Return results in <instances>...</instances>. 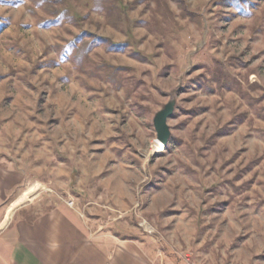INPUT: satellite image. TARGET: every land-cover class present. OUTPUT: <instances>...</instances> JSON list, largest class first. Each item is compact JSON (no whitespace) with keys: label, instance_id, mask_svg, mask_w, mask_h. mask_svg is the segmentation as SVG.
<instances>
[{"label":"rangeland","instance_id":"rangeland-1","mask_svg":"<svg viewBox=\"0 0 264 264\" xmlns=\"http://www.w3.org/2000/svg\"><path fill=\"white\" fill-rule=\"evenodd\" d=\"M0 161L162 264H264V0H0Z\"/></svg>","mask_w":264,"mask_h":264},{"label":"crops","instance_id":"crops-1","mask_svg":"<svg viewBox=\"0 0 264 264\" xmlns=\"http://www.w3.org/2000/svg\"><path fill=\"white\" fill-rule=\"evenodd\" d=\"M26 177L24 171L0 161V264L163 263L126 227H99L73 199L16 206L30 187ZM68 200L75 204L73 208Z\"/></svg>","mask_w":264,"mask_h":264},{"label":"water","instance_id":"water-1","mask_svg":"<svg viewBox=\"0 0 264 264\" xmlns=\"http://www.w3.org/2000/svg\"><path fill=\"white\" fill-rule=\"evenodd\" d=\"M176 98L172 94L170 96L169 101L161 106L162 108L154 114V118L152 121L154 134H156V139L158 142L164 145H168L169 140L171 138V129L169 126V120L176 109Z\"/></svg>","mask_w":264,"mask_h":264},{"label":"bare ground","instance_id":"bare-ground-1","mask_svg":"<svg viewBox=\"0 0 264 264\" xmlns=\"http://www.w3.org/2000/svg\"><path fill=\"white\" fill-rule=\"evenodd\" d=\"M156 143H158V145H156L157 152L162 151V148H164L161 146L162 144L160 142H158L157 140H156ZM28 191L29 192L26 193L25 195H23V197H21L20 201L18 203H16V206H18L19 204L27 202L29 200V198H32V196L35 194L34 191H32L31 189Z\"/></svg>","mask_w":264,"mask_h":264},{"label":"trees","instance_id":"trees-1","mask_svg":"<svg viewBox=\"0 0 264 264\" xmlns=\"http://www.w3.org/2000/svg\"><path fill=\"white\" fill-rule=\"evenodd\" d=\"M222 70H223L222 67L221 66H218L217 67V71H216V75L214 74V79L217 80L218 85H219L220 88H222V81L223 80H227V78H229L227 76H223L222 75L223 74V71Z\"/></svg>","mask_w":264,"mask_h":264},{"label":"built area","instance_id":"built-area-1","mask_svg":"<svg viewBox=\"0 0 264 264\" xmlns=\"http://www.w3.org/2000/svg\"><path fill=\"white\" fill-rule=\"evenodd\" d=\"M62 199V198H61ZM66 203L68 204L69 207L73 208L74 207V203L71 200L66 201Z\"/></svg>","mask_w":264,"mask_h":264}]
</instances>
